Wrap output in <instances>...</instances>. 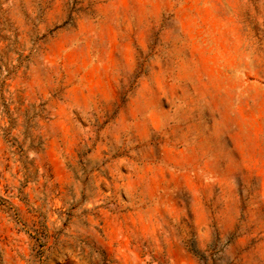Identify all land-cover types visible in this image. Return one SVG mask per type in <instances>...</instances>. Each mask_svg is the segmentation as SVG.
Listing matches in <instances>:
<instances>
[{
	"label": "rangeland",
	"instance_id": "1",
	"mask_svg": "<svg viewBox=\"0 0 264 264\" xmlns=\"http://www.w3.org/2000/svg\"><path fill=\"white\" fill-rule=\"evenodd\" d=\"M0 264H264V0H0Z\"/></svg>",
	"mask_w": 264,
	"mask_h": 264
}]
</instances>
